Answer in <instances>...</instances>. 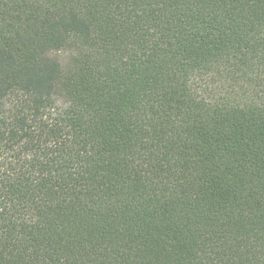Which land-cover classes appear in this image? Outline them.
Here are the masks:
<instances>
[{"label": "trees", "instance_id": "1", "mask_svg": "<svg viewBox=\"0 0 264 264\" xmlns=\"http://www.w3.org/2000/svg\"><path fill=\"white\" fill-rule=\"evenodd\" d=\"M0 264H264V0H0Z\"/></svg>", "mask_w": 264, "mask_h": 264}]
</instances>
